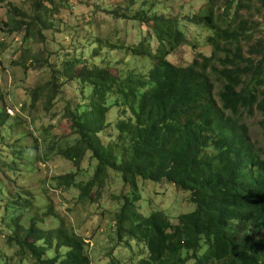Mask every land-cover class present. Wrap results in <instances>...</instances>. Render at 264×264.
Here are the masks:
<instances>
[{"label": "trees", "instance_id": "1", "mask_svg": "<svg viewBox=\"0 0 264 264\" xmlns=\"http://www.w3.org/2000/svg\"><path fill=\"white\" fill-rule=\"evenodd\" d=\"M252 1L208 0L207 10L191 21L211 31L207 42L213 52L198 53L186 67L168 60L187 44L180 21L153 13L154 4L145 9L144 3L129 19L152 32L126 50L131 62L135 57L151 62L147 73L118 68L113 73L109 62L93 67L85 63L75 74L83 63L76 59L66 61L55 78L78 80L83 93L81 102L65 110L75 138L59 153L77 166L87 153L97 161L94 176L78 184L84 201L94 199L109 169L130 186L132 198L124 196L116 233L126 248L134 242L147 250L136 264H264V154L243 121L258 112L264 136V40L253 43L249 22L239 17ZM136 2L128 0V12ZM221 2L226 9L218 13ZM120 7L110 14H120ZM119 18H128L126 12ZM152 39L158 42L156 51ZM105 43L111 51L123 49L121 43ZM33 98L35 102L36 92ZM115 107L117 135L105 144L100 134L111 125L107 117ZM138 178L177 187L189 194L195 209L181 214L177 223L162 211L138 212ZM56 179L70 186L75 173ZM38 222L31 219L22 233L7 224V242L19 246L21 260L32 256V264H90L88 243L77 232L64 224L44 229ZM110 264L122 263L112 257Z\"/></svg>", "mask_w": 264, "mask_h": 264}, {"label": "rangeland", "instance_id": "2", "mask_svg": "<svg viewBox=\"0 0 264 264\" xmlns=\"http://www.w3.org/2000/svg\"><path fill=\"white\" fill-rule=\"evenodd\" d=\"M144 3L145 9L154 4L153 13L178 19L186 34L187 44L168 57L171 63L186 67L198 53L212 54L207 42L211 31L191 21L194 15L207 10L208 0H137L129 12L128 0H0V264H32V256L21 260L16 253L19 246L7 242L10 228L15 226V231L22 233L31 219L38 220L39 227L44 229L64 224L77 232L88 243L90 264H110L112 257L122 264H136L147 255L144 246L131 242L128 249L117 241V216L124 196L132 198L131 188L120 173L109 169L103 186L96 196L93 194L94 199L80 198L78 184L94 176L97 161L87 153L77 166L59 151L74 141L65 110L82 101V87L76 79L55 81L64 63L76 59L83 63L75 67V74L85 63L93 67L109 62L113 64V73L116 68L147 73L151 62L142 57L131 62L132 56L126 50L143 37L149 38L148 33L152 32L146 24L129 19ZM117 4L121 6L120 14L114 16L110 11ZM225 9L221 2L217 12L223 13ZM236 10L235 3L229 9L230 17ZM123 12L128 18H119ZM239 17L249 22L253 43L264 40V0H253L240 10ZM20 20L24 23L22 27L16 23ZM106 40L121 43L123 49L111 51ZM151 42L156 51L157 40ZM7 107L14 113L8 115ZM117 117L115 107L107 117L111 125L100 134L105 144L117 135L114 130ZM261 120L258 112L243 119L253 144L264 154ZM71 172L75 173V180L70 186L56 179ZM138 185L135 208L144 215L162 211L177 223L181 214L195 209L189 194L165 181L155 183L138 178Z\"/></svg>", "mask_w": 264, "mask_h": 264}, {"label": "clouds", "instance_id": "3", "mask_svg": "<svg viewBox=\"0 0 264 264\" xmlns=\"http://www.w3.org/2000/svg\"><path fill=\"white\" fill-rule=\"evenodd\" d=\"M9 109H11V107H7V111H6V112H7V114H8V115H11V114H13L14 112H13V113H11V112L9 111ZM11 110L13 111V109H11ZM0 144H1V137H0Z\"/></svg>", "mask_w": 264, "mask_h": 264}, {"label": "built area", "instance_id": "4", "mask_svg": "<svg viewBox=\"0 0 264 264\" xmlns=\"http://www.w3.org/2000/svg\"><path fill=\"white\" fill-rule=\"evenodd\" d=\"M9 111H10L11 113H13V111H12L11 109H9Z\"/></svg>", "mask_w": 264, "mask_h": 264}]
</instances>
